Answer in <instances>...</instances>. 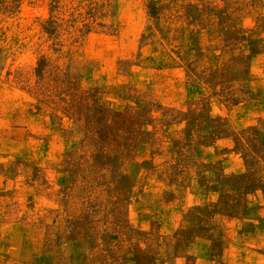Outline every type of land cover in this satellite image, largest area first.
<instances>
[{"label": "rangeland", "instance_id": "obj_1", "mask_svg": "<svg viewBox=\"0 0 264 264\" xmlns=\"http://www.w3.org/2000/svg\"><path fill=\"white\" fill-rule=\"evenodd\" d=\"M253 3L0 0V225L14 217V235L42 248V170L51 184L78 172L102 190L172 168L222 185L228 196L216 191L214 205L238 216L217 215L218 225L264 232V76H245L228 55L243 48L252 60L247 46L261 38ZM212 67L230 77L226 96L209 99L201 85ZM6 245L0 264H16Z\"/></svg>", "mask_w": 264, "mask_h": 264}, {"label": "crops", "instance_id": "obj_2", "mask_svg": "<svg viewBox=\"0 0 264 264\" xmlns=\"http://www.w3.org/2000/svg\"><path fill=\"white\" fill-rule=\"evenodd\" d=\"M49 171L42 170L38 183L42 248L29 234L14 235L7 227L14 217L4 215L0 225V241L15 252L16 264H264V232L217 224L222 213L230 223L238 216L231 205L225 211L214 205L216 191L228 196L220 184L165 168L153 171L150 182L111 183L109 189L103 183L101 190L95 177L83 181L78 172L51 184ZM17 212L23 222L28 211Z\"/></svg>", "mask_w": 264, "mask_h": 264}, {"label": "clouds", "instance_id": "obj_3", "mask_svg": "<svg viewBox=\"0 0 264 264\" xmlns=\"http://www.w3.org/2000/svg\"><path fill=\"white\" fill-rule=\"evenodd\" d=\"M87 0H79V3L81 6L86 4ZM238 2L241 5L247 4V0H238ZM57 3H60V0H57ZM64 4H67L71 6L72 0H63ZM63 7V5H61ZM221 7H223V4H220ZM250 6L257 8V13L260 15H257V13H253L254 16L257 18V24L256 27L258 31L256 32V36L261 37L258 41H256L255 45H249V52L248 55L252 56V60L248 61V63H245V50L241 48L239 52H233L229 53L231 60L236 61L235 67H237L240 71H244L245 68L248 69L247 72H244L245 76L252 75L259 73L260 75L264 76V72H261L262 69H264V19L261 18V16H264V0H255V3L251 4ZM77 13H79L80 9L77 8ZM258 48V52L256 49ZM257 56L259 58V62L257 63ZM215 60L218 64L222 65H229V60L224 58L223 52H218L216 54ZM210 75H202L201 76V85L206 92V94H209V99L212 98V96H216L219 98L220 93L223 92L224 95H227L228 90H231L233 85L229 84L228 81L230 79L229 76L225 75V72L221 68L212 67L209 68ZM201 89L195 88L192 89V92L195 93L193 96L191 104H196L197 97L200 95ZM203 110V106H202ZM187 128V125L185 126ZM11 207V205H9ZM261 210L264 211V202L261 203ZM195 215V213H193ZM199 222V218L196 219V223ZM264 223V221H262Z\"/></svg>", "mask_w": 264, "mask_h": 264}]
</instances>
